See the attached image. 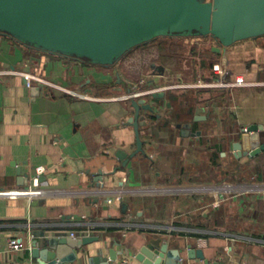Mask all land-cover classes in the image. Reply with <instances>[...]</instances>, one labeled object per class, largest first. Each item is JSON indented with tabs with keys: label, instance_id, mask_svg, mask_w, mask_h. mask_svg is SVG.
Returning <instances> with one entry per match:
<instances>
[{
	"label": "crops",
	"instance_id": "crops-1",
	"mask_svg": "<svg viewBox=\"0 0 264 264\" xmlns=\"http://www.w3.org/2000/svg\"><path fill=\"white\" fill-rule=\"evenodd\" d=\"M216 45L210 36L159 37L110 67L0 36V67L73 90L0 75V264H39L34 239L72 231L98 239L63 264H95L110 249L114 262L139 264L134 255L151 239L182 248L185 264H203L188 258L187 244L212 261L264 264V151L238 157L233 148L251 124L263 126L264 142V37L223 53ZM199 80L219 85L178 86ZM129 88L165 97L147 95L160 116L141 111L145 152L123 167L118 150L137 149ZM40 165L46 170L37 179ZM13 236L22 237V250H8Z\"/></svg>",
	"mask_w": 264,
	"mask_h": 264
},
{
	"label": "water",
	"instance_id": "water-1",
	"mask_svg": "<svg viewBox=\"0 0 264 264\" xmlns=\"http://www.w3.org/2000/svg\"><path fill=\"white\" fill-rule=\"evenodd\" d=\"M0 36L41 51L110 67L133 48L158 37L210 36L219 42L213 50L223 53L225 47L240 41L264 37V0H0ZM128 91L135 110L131 121L137 149L131 154L118 150L123 167L138 152H145L140 119L148 116L141 111L156 113L147 95L138 98L131 88ZM151 93L157 99L165 97V91ZM201 110L204 108L198 106L196 119ZM262 127L251 124L238 134L233 142L236 156L253 157L264 151ZM39 236L43 240L36 237L33 241V255L39 264L72 262L77 258V248L98 239L45 232ZM187 247L189 259L227 264L224 259L207 258L203 248ZM122 251L129 255V248ZM182 251L180 247L169 248L168 241L151 239L141 244L134 256L139 264H185ZM117 255L110 249L106 256H95V264H110Z\"/></svg>",
	"mask_w": 264,
	"mask_h": 264
},
{
	"label": "built area",
	"instance_id": "built-area-1",
	"mask_svg": "<svg viewBox=\"0 0 264 264\" xmlns=\"http://www.w3.org/2000/svg\"><path fill=\"white\" fill-rule=\"evenodd\" d=\"M9 74H16V75L23 76L25 78L26 83H27V85L29 87L33 86V84L35 82H38L40 84L51 85V86H53V87H55V88H57L59 90L66 91L68 93H72L73 92V90L71 88L67 87L63 83L50 81V80L44 78L39 73H34V72L24 71V70H18L15 67H10V66H8V67H0V75H9ZM139 83L143 84V83H145V80L142 79ZM177 85L178 84H169L166 87L167 88H171V87H175ZM216 85H219V83L216 82V81L210 83V82H202V80H199L196 83H193V82L192 83H185V84H180L178 86L190 87V86H216ZM155 89H157V88L144 89V90L141 89V90L135 91V93L137 95H140V96L148 95L152 91H155ZM45 170H46L45 166H43V165L37 166L36 167V178L38 179V176H40V174L43 173ZM117 197L121 198L120 195H118ZM108 201L111 202L112 198H109ZM70 235L73 236V237H77V232L72 231L70 233ZM80 235H83V234H80ZM7 247H8V250H11V251H20V250H22L23 247H24V243H23L22 237H20V236L10 237L9 240H8V243H7ZM240 263L241 262L239 261L238 264H240ZM110 264H129V259L125 257L122 260H120L119 262H112Z\"/></svg>",
	"mask_w": 264,
	"mask_h": 264
},
{
	"label": "trees",
	"instance_id": "trees-1",
	"mask_svg": "<svg viewBox=\"0 0 264 264\" xmlns=\"http://www.w3.org/2000/svg\"><path fill=\"white\" fill-rule=\"evenodd\" d=\"M176 37H180V36H176ZM192 37H199V38H205L204 36H192ZM159 38V37H158ZM156 40V39H155ZM154 40H152V41H150V42H147V43H144V44H142V45H139V46H137V47H135V48H133L131 51H129L127 54H125V56L124 57H126L127 55H129V54H131V53H133V52H135V51H138V50H140V49H142L143 47H145V48H148V49H150L149 47H150V43H152ZM161 50H164V48L163 47H161ZM123 57V58H124ZM122 58V59H123ZM121 59V60H122ZM120 60V61H121ZM119 61V62H120ZM215 89H211L210 90V92H213ZM214 95V94H213ZM213 97V96H212ZM218 158H220V155L219 154H217L216 152H213V154L211 155V160L213 161V163L214 162H217L218 160ZM223 158V160L225 159L224 157H221V159ZM237 167H239V166H237ZM228 174L229 173V171H227L226 169H225V166H223L222 167V174ZM239 177V176H238ZM245 178V177H244ZM243 178V179H244ZM238 179V178H237Z\"/></svg>",
	"mask_w": 264,
	"mask_h": 264
},
{
	"label": "rangeland",
	"instance_id": "rangeland-1",
	"mask_svg": "<svg viewBox=\"0 0 264 264\" xmlns=\"http://www.w3.org/2000/svg\"><path fill=\"white\" fill-rule=\"evenodd\" d=\"M142 51L138 50L137 52L135 51L132 55V57H134L135 54H140ZM150 57H151V54L148 55V58L147 59H144V57L141 59V62L143 63L144 65V61L145 63H148L150 61ZM134 59V58H133ZM149 69V68H148ZM150 97V96H149Z\"/></svg>",
	"mask_w": 264,
	"mask_h": 264
}]
</instances>
